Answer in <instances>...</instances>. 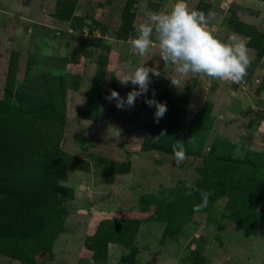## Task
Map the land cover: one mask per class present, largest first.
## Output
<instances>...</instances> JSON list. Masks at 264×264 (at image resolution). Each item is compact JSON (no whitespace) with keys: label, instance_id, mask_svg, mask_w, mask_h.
Returning <instances> with one entry per match:
<instances>
[{"label":"rangeland","instance_id":"1","mask_svg":"<svg viewBox=\"0 0 264 264\" xmlns=\"http://www.w3.org/2000/svg\"><path fill=\"white\" fill-rule=\"evenodd\" d=\"M175 2L0 0V124L8 140L31 142L14 169L29 186L37 184L34 172L49 159L37 154L39 147L57 153L63 170L59 194L46 191L40 201L60 213L42 233L52 240V255H39L42 264H264V201L255 226L244 229L233 218L234 190L212 195L199 213L193 207L200 194L186 195L219 140L234 145L236 159L247 150L264 152V0H186L190 10L215 12L209 29L217 38L238 34L246 41L251 65L242 85L190 74L178 89L152 76L147 98L154 90L167 105L159 123L143 95L124 109L106 99L112 90L125 99L133 90L117 75L158 61L163 70L158 44L140 56L129 39L137 35L134 25ZM99 69L105 82L86 114ZM195 115L198 143L191 149L200 155L187 154L177 167L172 154L141 148L166 122L181 117L186 124ZM106 238L116 242L104 244ZM0 264L27 263L0 254Z\"/></svg>","mask_w":264,"mask_h":264},{"label":"trees","instance_id":"2","mask_svg":"<svg viewBox=\"0 0 264 264\" xmlns=\"http://www.w3.org/2000/svg\"><path fill=\"white\" fill-rule=\"evenodd\" d=\"M104 82V69H99L88 93V102L84 108L86 114L91 105L98 103ZM85 116L90 118L88 115ZM197 119L198 116L195 115L186 124L181 121V117L166 122L167 126L165 125L163 129L160 128L151 136H146L141 148L172 154V145L177 143V140H181L187 154L200 155L198 151L191 149L192 144L198 143L195 131ZM30 131L25 134L27 138ZM5 132L7 131L0 124V157L6 158L5 165L0 161V254L18 258L27 264H42L39 255L44 253L48 256L52 255V240L42 237V233L45 234L47 221L54 219L51 218L52 215H60V213L57 211L51 214L52 210L45 204L41 205L40 201L44 194L46 197L50 192L59 194L56 185L61 179L63 170L59 168L57 153L49 150L40 152L38 147L37 154L48 155L49 159L42 163V170L34 172V175L40 173L37 179L39 190H36V183L34 186H29L20 178L19 168L15 170L14 167L17 165L20 152L31 142L22 144L18 140H8ZM162 132L163 136H161ZM157 137H160V140H157ZM219 142L217 149L211 147L203 157V166L199 169L202 179L193 188L212 191L215 198L234 190L237 199L234 198L232 203V209L236 208V211H233V218L242 223L244 229L253 228L256 206L264 201V152L247 150L243 158L236 159L231 155L234 145L227 140H219ZM152 216L159 220L161 214L155 212ZM108 242H116V239L106 238L104 244Z\"/></svg>","mask_w":264,"mask_h":264},{"label":"clouds","instance_id":"3","mask_svg":"<svg viewBox=\"0 0 264 264\" xmlns=\"http://www.w3.org/2000/svg\"><path fill=\"white\" fill-rule=\"evenodd\" d=\"M215 15L213 11L205 14L190 10L186 0H176L170 11L153 12L147 22L134 25L137 35L129 39L131 49L144 56L155 42L163 61V70L158 61L154 66L142 64L130 74L117 75L121 85L131 83L133 90L127 93L126 99L112 90L106 99L110 102L114 100L118 109H124L134 107L137 98L143 95L145 103L155 108L154 120L159 123L167 112V105L154 98V90L153 98H147L152 76L168 79L178 89L190 74L242 85L251 65L247 43L238 34H232L227 41L217 38L209 29ZM172 156L177 167L188 158L181 140L172 145ZM189 187L187 196L193 195V192L200 194L202 202L193 207V211L199 213L208 207L209 198L214 192Z\"/></svg>","mask_w":264,"mask_h":264},{"label":"water","instance_id":"4","mask_svg":"<svg viewBox=\"0 0 264 264\" xmlns=\"http://www.w3.org/2000/svg\"><path fill=\"white\" fill-rule=\"evenodd\" d=\"M52 262V260L48 259L47 261H45L46 264H50Z\"/></svg>","mask_w":264,"mask_h":264}]
</instances>
